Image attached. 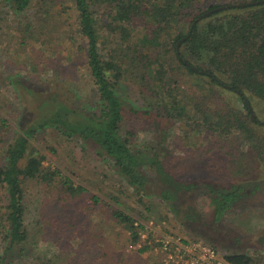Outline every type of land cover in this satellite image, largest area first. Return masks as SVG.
<instances>
[{"label":"trees","instance_id":"obj_1","mask_svg":"<svg viewBox=\"0 0 264 264\" xmlns=\"http://www.w3.org/2000/svg\"><path fill=\"white\" fill-rule=\"evenodd\" d=\"M69 1L75 12L77 31L85 40L76 46L80 53H77V58L85 63L96 99L89 100L78 84L63 79L62 71L67 65L63 67L60 64L57 67L61 72V83L55 80L46 85L34 84L15 76L13 83L17 85L24 103L18 128H11L8 119L0 114V264H25V258L31 256V264H137L138 258L149 249L148 245L135 247L140 243L143 226L135 224L132 216L122 209L112 207L109 217L126 231L122 247L133 249L130 253L125 252L123 257L101 232L98 233L100 241H103L101 251L94 252L89 245L94 238L83 245L78 243L73 248L70 241L73 236L63 235L62 232L53 241L62 247L49 257L40 254L37 257L38 252L28 251L27 246L32 239L26 225L28 182L35 181L46 191L50 187L58 189L60 195H57L56 200L57 204L63 205V209L67 207L65 202L80 198L86 192L82 185H76L60 168L44 166L46 157L33 143L37 132L43 128L54 127L63 136L75 137L77 143L93 147L141 198L150 194L152 186H158L159 196L169 203V208L176 215L180 206L175 208L174 202L199 188L208 191L216 220L251 194L244 184L219 186L211 180H186L169 171L157 152L134 144L132 131H124L128 111L118 90L122 80L126 79L124 77L134 75L140 80V87L144 89L141 91H146L149 105L158 111L159 118L179 119L185 114L186 106L178 97V93L183 90L178 85L176 74L171 71L180 65L197 79L204 76L209 83L233 91L243 103L241 110H244L245 116L239 110L226 114L209 113L204 106H200L202 101L197 100L193 104L202 116L203 125H208L210 132L228 135L240 130L250 137L253 130L251 123L256 120L248 111L249 102L244 95L249 91L264 100V0L255 5L232 7L238 9L239 13H227L231 8H225L200 19H197L198 15L220 6L219 1L223 0ZM225 1L226 5H234L259 0ZM1 2L16 17L26 16L23 31L29 41L35 29L34 24L46 19L47 8L55 3L62 5L61 0ZM29 9L34 11L36 20L27 15ZM220 12H224V16L215 18ZM103 16L110 21L104 19L102 29L110 34L117 29L121 41L113 38L110 43H102L99 24ZM207 17L211 20L203 22ZM184 25L186 31L182 29ZM184 36L187 37L181 41V45H185V49L180 53L176 43ZM133 37L135 40H132ZM197 62L206 65L205 68L198 66ZM192 65L197 70L192 69ZM194 97L196 99L197 95ZM27 98L40 100L32 103ZM28 104L32 106L30 116L24 112ZM144 113L150 114L148 111ZM192 125L193 128H199V124ZM261 140L264 145V138ZM236 151L232 152V156L237 155ZM239 152L240 156H237L242 157V150ZM151 175L154 179H151ZM90 201L93 207L100 204L109 206L97 195H91ZM60 205L56 206V210L46 213L53 221L63 212H73L62 210ZM191 217L188 216V219ZM83 235L87 239V235ZM63 238L64 244L61 242ZM222 258L227 264H264L262 254L226 253ZM144 263L152 264L149 259Z\"/></svg>","mask_w":264,"mask_h":264},{"label":"rangeland","instance_id":"obj_2","mask_svg":"<svg viewBox=\"0 0 264 264\" xmlns=\"http://www.w3.org/2000/svg\"><path fill=\"white\" fill-rule=\"evenodd\" d=\"M223 1L219 3L226 5V1ZM61 3L62 5L55 3L51 8H47L46 19L34 24L35 29L29 41L26 32L23 31L26 16L16 17L0 0V114L8 119L14 130L18 128L22 115L21 107L23 109L24 105L17 85L13 83L15 76L34 84L46 85L55 80L61 83L62 79L59 77L61 72L57 67L60 64L63 67L67 65L62 71L63 79L78 84L88 95L89 100L96 99L85 63L77 58L79 52L76 46L85 40L77 31L72 3L69 0H61ZM245 6L249 5L242 7ZM230 8L227 13H239L238 9L232 7L228 9ZM58 11L61 13L58 14ZM33 13L34 11L29 9L27 15L36 20L37 16ZM220 16H224V12H220L215 18ZM104 19L110 21L105 16L100 21L102 43L112 41L113 38L121 41L117 29L114 35L102 29ZM208 20L211 18L207 17L202 21ZM185 24L187 26V23ZM186 26L182 27L184 31ZM132 40H135V37ZM184 49L185 45H181L180 42L178 51L183 53ZM55 58L57 60L53 62ZM200 62L196 64L205 68L206 65ZM171 73L176 74L178 85L183 90L179 92L173 87L179 92V99L185 103V114L179 119L159 118L158 111L149 105L146 91H141L144 89L140 87V80L134 75H128L124 77L126 79L123 78L122 86L118 90L128 111L124 131H132L134 144L157 152L167 169L179 177L186 180L200 178V182L211 180L219 186L244 184V188L251 194L216 220L211 210L208 191L199 188L174 202L175 208L180 206V211L178 210L176 215L169 208V203L159 196L158 186H152L150 194L141 198L119 178L93 147L77 143L75 137L63 136L54 127L43 128L37 132L33 143L46 157L44 166L60 168L76 185H82L86 192L80 198L65 202L64 205L67 207L63 209L62 204V206L57 204V195H60L58 189L50 187V190L47 188L46 191L41 184L35 181L28 182L26 225L32 236L27 246L28 251L35 250L38 252L37 257L38 254L49 257L62 247L53 242L60 232L73 236L70 240L73 248L78 246V243L83 245L94 238L89 245L94 252L101 251L103 241L101 242L98 236L101 232L102 236L109 238L108 241L118 248L122 253L120 256L123 257L125 252L130 253L133 249L126 250L122 247L126 231L109 217L113 207L130 214L134 221L144 228L140 243L135 247L148 245L149 249L138 258L137 264H145L147 259L152 264H165L163 254L158 249V239L163 235L201 240L205 243L211 241L208 244L213 245L219 255L262 254L264 261V145L261 140L264 138V100L249 91L245 92L244 96L251 108L249 113L256 120L255 123H251L253 130L250 137L240 130L228 135L210 132L208 125H203L202 116L194 107V102L202 101L200 106H204L209 113L226 114L239 110L241 115L245 116L244 110H241L242 101L233 91L209 83L204 76L197 79L180 65ZM39 100L27 98V101L32 103ZM31 107L28 104V107L24 108L28 116L31 115ZM131 109L136 111H129ZM146 111L150 114L144 113ZM193 123L199 124V128H193ZM234 150H237L238 156L239 150H242V157L232 156ZM151 179H154L153 175ZM91 195H97L110 207L103 204L93 207ZM57 205H60L62 210L73 212H63L53 221L46 213L49 210H56ZM190 215L192 217L188 219ZM83 234L87 235V239ZM61 242L64 244L65 239L63 238ZM30 258L33 257L25 258V264L32 263Z\"/></svg>","mask_w":264,"mask_h":264},{"label":"built area","instance_id":"obj_3","mask_svg":"<svg viewBox=\"0 0 264 264\" xmlns=\"http://www.w3.org/2000/svg\"><path fill=\"white\" fill-rule=\"evenodd\" d=\"M158 249L165 264H227L212 245L201 240L163 235L158 239Z\"/></svg>","mask_w":264,"mask_h":264},{"label":"water","instance_id":"obj_4","mask_svg":"<svg viewBox=\"0 0 264 264\" xmlns=\"http://www.w3.org/2000/svg\"><path fill=\"white\" fill-rule=\"evenodd\" d=\"M259 2H261V0H259V1H251V2H247V3H244V4H227V5H221V6H218V7H215V8H213V9H210V10H208L207 12H204L203 14H201V15H198L197 16V19H200L201 17H203V16H206V15H208V14H210V13H213V12H215V11H218V10H222V9H224V8H229V7H233V6H244V5H253V4H257V3H259ZM196 20H194V22H195ZM193 22V23H194ZM187 36H184L183 38H181L180 40H178L177 41V43H176V46H177V49H178V46H179V43L182 41V40H184L185 38H186ZM192 69H194V70H197V68H195L194 66H192ZM248 110H249V112H251V108H250V106L248 105ZM253 116V115H252Z\"/></svg>","mask_w":264,"mask_h":264}]
</instances>
